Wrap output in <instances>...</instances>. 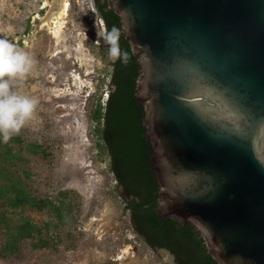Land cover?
<instances>
[{
  "label": "water",
  "instance_id": "1",
  "mask_svg": "<svg viewBox=\"0 0 264 264\" xmlns=\"http://www.w3.org/2000/svg\"><path fill=\"white\" fill-rule=\"evenodd\" d=\"M107 4L141 65L162 217L218 264H264V0Z\"/></svg>",
  "mask_w": 264,
  "mask_h": 264
},
{
  "label": "rangeland",
  "instance_id": "2",
  "mask_svg": "<svg viewBox=\"0 0 264 264\" xmlns=\"http://www.w3.org/2000/svg\"><path fill=\"white\" fill-rule=\"evenodd\" d=\"M50 1L0 0V35L8 36L35 59L32 72L17 90L39 100L34 118L13 135L22 142L7 145L23 156L12 169L24 177L29 191L54 203L64 197V213L70 214L72 223L60 225L57 236L53 226L43 231L50 237V248L32 249L25 243L19 254L5 257L0 252V264H119L118 256L128 247L137 257L146 258L145 264H176L171 254L151 248L135 232L125 209L126 196L109 169L110 158L98 148L93 111L98 101L105 106L113 89L111 60L98 55L104 44L98 34L105 31V23L93 0H68L59 40L55 39L35 18L47 13L49 6L43 4ZM30 142L41 144L46 152L30 154L25 149ZM107 204L113 209L111 228L98 236ZM47 208L3 205L0 212L43 225L56 221L55 212ZM1 246L0 239V250Z\"/></svg>",
  "mask_w": 264,
  "mask_h": 264
},
{
  "label": "trees",
  "instance_id": "3",
  "mask_svg": "<svg viewBox=\"0 0 264 264\" xmlns=\"http://www.w3.org/2000/svg\"><path fill=\"white\" fill-rule=\"evenodd\" d=\"M93 2L105 23V30L113 25L122 29L120 17L108 7L107 0ZM119 43L122 52L127 53L128 60L126 63L120 60L110 62V77L114 89L109 90L105 106L100 101L97 102L92 118L97 124L94 133L98 138L99 151L108 154L109 169L121 185L124 195L133 196L129 200L125 198L124 202L133 229L138 235H143L152 247L168 249L175 255L178 264H218L208 253L204 240L194 225H184L161 215L160 189L152 164V145L145 136L144 108L136 100V81L141 65L133 55L123 32ZM98 55L109 58L105 43L99 46ZM9 141L22 142L18 136H12ZM1 146L5 148L4 151ZM25 149L30 154L46 152L41 144L34 142L28 143ZM19 160H23L20 150L14 152L7 143H0V209L3 205L14 209L24 206L42 208L47 205L55 212L56 221H45L43 225H38L29 217L21 215L12 219L6 214L7 211L0 212V252L5 257L19 254L25 243L32 249L50 248V237L44 235L43 231L46 232L53 226L57 236L60 225L69 226L72 223L70 214L64 213V197H59L57 203H54L38 198L29 191L24 177L12 169V166L19 164ZM25 174L28 177L30 172L27 170ZM60 195L65 196V192Z\"/></svg>",
  "mask_w": 264,
  "mask_h": 264
},
{
  "label": "clouds",
  "instance_id": "4",
  "mask_svg": "<svg viewBox=\"0 0 264 264\" xmlns=\"http://www.w3.org/2000/svg\"><path fill=\"white\" fill-rule=\"evenodd\" d=\"M108 47L111 61L126 63L127 53L122 52L120 38L122 29L113 25L98 34ZM33 55L6 35H0V143H8L25 124L34 118L39 100L22 94L18 86L32 72Z\"/></svg>",
  "mask_w": 264,
  "mask_h": 264
},
{
  "label": "bare ground",
  "instance_id": "5",
  "mask_svg": "<svg viewBox=\"0 0 264 264\" xmlns=\"http://www.w3.org/2000/svg\"><path fill=\"white\" fill-rule=\"evenodd\" d=\"M49 6L47 13L40 17L35 16V18H39L40 25L39 27H46L51 36L55 39H58L60 36L61 28L63 26V19L67 15L69 9V1L68 0H51L49 3L45 2L43 7ZM59 40V39H58ZM115 208V206H114ZM113 212L112 207H105V212L102 214L100 218V225L96 230L98 236L104 235L111 228L110 216ZM96 220V218H91V221ZM146 258H139L132 251L130 247L126 248L122 254L118 256L119 264H145L144 260Z\"/></svg>",
  "mask_w": 264,
  "mask_h": 264
},
{
  "label": "flooded vegetation",
  "instance_id": "6",
  "mask_svg": "<svg viewBox=\"0 0 264 264\" xmlns=\"http://www.w3.org/2000/svg\"><path fill=\"white\" fill-rule=\"evenodd\" d=\"M113 89H114V86H113ZM116 183H117V181H116ZM117 184H118V183H117ZM118 186H119L120 190H122V192H123V194H124V191H123L121 185L118 184ZM125 196H126V198H127L128 200L131 199V198H133V196H130V195H125ZM140 236L143 237V235H140ZM143 239H144L145 243H146L148 246H150L151 248H153V249H166V248H157V247H155V246L152 247L150 244H148V243L146 242V239H145L144 237H143ZM166 250H168V249H166ZM168 251H169V250H168ZM169 253L171 254L172 258L175 260L176 264H178V262H177V260H176V258H175V255H173L170 251H169Z\"/></svg>",
  "mask_w": 264,
  "mask_h": 264
}]
</instances>
